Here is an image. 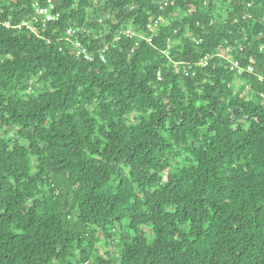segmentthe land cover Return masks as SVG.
<instances>
[{
	"label": "trees",
	"instance_id": "1",
	"mask_svg": "<svg viewBox=\"0 0 264 264\" xmlns=\"http://www.w3.org/2000/svg\"><path fill=\"white\" fill-rule=\"evenodd\" d=\"M58 12L36 35L18 27L27 2L0 0V264H264V83L218 58L196 66L231 47L264 75V0ZM158 19L152 43L75 55V38L152 37Z\"/></svg>",
	"mask_w": 264,
	"mask_h": 264
},
{
	"label": "built area",
	"instance_id": "2",
	"mask_svg": "<svg viewBox=\"0 0 264 264\" xmlns=\"http://www.w3.org/2000/svg\"><path fill=\"white\" fill-rule=\"evenodd\" d=\"M28 3L31 8V14L28 16L26 20H24L19 28H25L28 31H31L37 35L36 27L47 28L51 23H55L60 19V13L58 12V7L62 0H24ZM168 4L165 3L164 7H167ZM250 17V15L245 18ZM1 22V21H0ZM161 24V19H158L151 24L148 25L147 31L152 33V37L143 33L142 30H134L133 28H128L116 36L109 42H107L104 46L99 48H91L88 44H83L81 40L75 38L73 41L75 46V55L78 59L84 60L87 62H95L96 60H100L102 62H106V54L111 49H117L120 47L121 42L124 39L136 40V41H147L148 43H152V40L155 35L158 34L159 28ZM5 27L7 29L11 28L10 23H6ZM86 33V31H80L75 29H70L67 31V37H69V41L77 36L79 33ZM203 44V40H196L197 47H201ZM174 44L169 41V48H171ZM235 50L231 47L227 49V54H206L205 57L196 65L201 67H206L210 64L213 59H220L222 62H227L231 70L235 72L239 76H243L245 74L254 75L258 78V80L264 83V75H258L255 71V68L252 65L244 66L240 59L233 58ZM244 52V48L240 49V53ZM164 54L167 58H170L169 51H165ZM177 66L182 65L184 67L183 73L186 76L190 75V71L193 70V64L191 63H175ZM161 79V77H160ZM264 97V96H263Z\"/></svg>",
	"mask_w": 264,
	"mask_h": 264
},
{
	"label": "rangeland",
	"instance_id": "3",
	"mask_svg": "<svg viewBox=\"0 0 264 264\" xmlns=\"http://www.w3.org/2000/svg\"><path fill=\"white\" fill-rule=\"evenodd\" d=\"M221 199H225V195H222ZM55 212H57L56 205L44 204L41 210V215H53Z\"/></svg>",
	"mask_w": 264,
	"mask_h": 264
}]
</instances>
